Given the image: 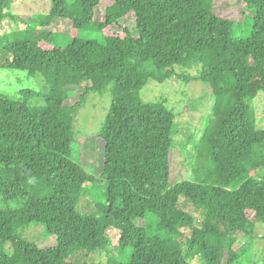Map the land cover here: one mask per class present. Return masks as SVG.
Masks as SVG:
<instances>
[{
  "label": "trees",
  "instance_id": "obj_1",
  "mask_svg": "<svg viewBox=\"0 0 264 264\" xmlns=\"http://www.w3.org/2000/svg\"><path fill=\"white\" fill-rule=\"evenodd\" d=\"M12 1L0 0V26L16 20ZM50 1L48 14L32 20L40 36L0 37V70L39 74L47 86L45 94L23 90L18 100L0 96V199L18 205L0 211V264H189L197 255L204 264H232L236 236L264 226V130L250 106L264 94V0ZM100 4L104 17L96 21ZM231 7L239 18L229 15ZM246 11L251 36L234 39ZM53 21L70 23L62 33L79 37L53 46L52 31L43 30ZM111 29L116 33H106ZM88 32L103 42L87 40ZM191 64L214 103L194 180L174 184L175 116L139 94L150 79H187L177 68ZM110 84L103 125L83 145L99 154L96 177L71 158L85 96L74 104L70 98L81 86L102 94ZM32 98L42 105H29ZM97 179L105 183L100 216L82 215L76 207L84 186ZM180 197L201 219L180 208ZM147 216L164 238L147 235ZM31 224L43 225L56 246L22 240ZM110 229L119 233L116 247L127 262L90 263V254L107 252Z\"/></svg>",
  "mask_w": 264,
  "mask_h": 264
},
{
  "label": "rangeland",
  "instance_id": "obj_2",
  "mask_svg": "<svg viewBox=\"0 0 264 264\" xmlns=\"http://www.w3.org/2000/svg\"><path fill=\"white\" fill-rule=\"evenodd\" d=\"M51 7L50 0H13L9 12L16 20L10 23H3L0 26V37L10 32L22 38L21 33H29L31 36L38 37L42 30L35 27L32 20L38 16L48 14ZM104 6L100 4L95 9V20L102 21L104 17ZM232 17H240L234 7L228 10ZM245 17L240 23L234 26L232 37L234 39H249L252 30L253 17L249 12H245ZM70 23L62 21H53L50 27L43 28L46 31H52L53 46H65L78 34L65 36L64 33L70 32ZM106 33H116L111 29ZM83 37L89 41L98 43L103 42V38L95 32H88ZM44 39V37L42 38ZM44 42V41H42ZM44 46V45H41ZM195 64V63H192ZM189 65L186 68H177L178 74L187 79L172 78L162 83L154 80H148L146 85L140 91V99L144 103H163L164 106L173 112L174 129L172 133V164L176 175L175 183L182 180L193 181L192 168L197 146L202 140L204 128L212 116V107L214 98L211 90L198 80L199 72L195 65ZM87 86H81L74 89L70 103L74 104L84 95L82 108L78 110L75 121V141L73 142L72 160H80L81 164L90 173L99 177V154L90 153L88 146L84 143L100 131L107 112L112 102L113 84H110L102 94L97 92L86 93ZM30 90L39 94L47 93V86L44 78L36 74L34 77L28 76L24 72L0 70V96L11 100L21 98L20 92ZM29 105H42V100L32 98L28 101ZM250 106L255 114L256 128L264 130V94L259 92L254 99L250 100ZM85 141V142H84ZM99 153V150H98ZM105 183L103 179L96 180L92 184L84 186L83 193L76 207L82 215L100 216L99 206L105 203ZM180 208L191 214L196 220L201 219L199 210L194 208L183 197L179 199ZM18 208L16 203H3L0 199V211L15 210ZM150 216L146 217L145 225L148 236H158L164 238L165 234L158 233ZM108 240L110 246L107 252H95L90 254L88 259L90 263H105L112 260L118 263L127 262L128 257L122 258L117 250V240L119 233L115 229L108 231ZM21 239L35 244L38 247L53 248L56 246V237L46 232L43 225L31 224L27 229L20 233ZM234 253L238 254L232 264H264V226L256 224L254 229H248L247 232L236 236V243L233 247ZM6 252H10V246L5 247ZM128 253H131L128 251ZM189 264H204L199 255L195 256Z\"/></svg>",
  "mask_w": 264,
  "mask_h": 264
}]
</instances>
